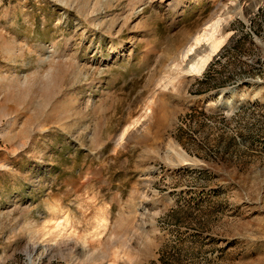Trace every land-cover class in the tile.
Segmentation results:
<instances>
[{
  "label": "rangeland",
  "instance_id": "374dc122",
  "mask_svg": "<svg viewBox=\"0 0 264 264\" xmlns=\"http://www.w3.org/2000/svg\"><path fill=\"white\" fill-rule=\"evenodd\" d=\"M0 264H264V0H0Z\"/></svg>",
  "mask_w": 264,
  "mask_h": 264
},
{
  "label": "bare ground",
  "instance_id": "6f19581e",
  "mask_svg": "<svg viewBox=\"0 0 264 264\" xmlns=\"http://www.w3.org/2000/svg\"><path fill=\"white\" fill-rule=\"evenodd\" d=\"M224 18L219 13H215L190 36L178 56L172 58L170 69L178 75H199L228 36L222 32V26L226 20Z\"/></svg>",
  "mask_w": 264,
  "mask_h": 264
}]
</instances>
